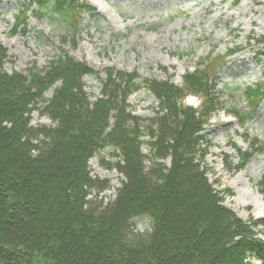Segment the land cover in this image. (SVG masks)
<instances>
[{"label": "trees", "instance_id": "trees-1", "mask_svg": "<svg viewBox=\"0 0 264 264\" xmlns=\"http://www.w3.org/2000/svg\"><path fill=\"white\" fill-rule=\"evenodd\" d=\"M24 4L13 33H28L32 13L50 15L64 29L63 45L77 46L81 17L96 14L81 0ZM257 43L264 56V35ZM7 58L0 45V264H257L254 257L264 264V239L254 225L221 207L210 189L205 195L201 183L194 187L189 176L206 158L203 145L211 142L204 127L220 105L211 61L188 72L183 87L147 80L159 107L146 127L128 104L139 90L136 73L110 71L101 79L102 96L91 103L84 79L98 72L69 53L28 75L3 72ZM187 94L204 99L201 109L182 105ZM246 100L250 112L230 111L241 124L259 110L264 83L248 88ZM35 111L52 124L34 128ZM260 144L255 139L249 152L238 150V170L264 151ZM107 147L117 158L107 165L126 180L105 204L99 196L89 199L91 190L110 187L92 177L89 161ZM140 218L149 227L135 232Z\"/></svg>", "mask_w": 264, "mask_h": 264}, {"label": "rangeland", "instance_id": "rangeland-1", "mask_svg": "<svg viewBox=\"0 0 264 264\" xmlns=\"http://www.w3.org/2000/svg\"><path fill=\"white\" fill-rule=\"evenodd\" d=\"M96 8V14H84L77 46L72 40L63 45V27L50 15L30 14L29 31L13 33L14 26L24 10V0H0V45L7 49L8 58L2 68L28 75L43 72L64 52L77 61L88 64L97 76L84 79L85 92L94 103L102 96L101 79L110 71L136 73L139 90L128 100L130 111L148 121L158 111V101L149 92L147 80H170L179 87L183 78L203 61L212 63V76L217 78L220 105L204 127L203 134L211 144H204L207 155L199 172L191 171L193 186L210 189L219 205L231 211L244 224L254 225L259 238H264V151H259L242 170H238V150L249 152L257 139L264 147V101L256 115L241 124L230 113L237 108L243 114L250 112L246 91L264 83L263 48L257 43L264 35V0H81ZM241 50L229 57L234 50ZM226 64H224V63ZM166 68L164 71L161 68ZM215 80V79H213ZM58 83L55 86L58 87ZM53 90L46 95L51 99ZM182 105L201 109L204 99L187 94ZM41 106V105H40ZM51 121L40 111L33 113L32 126H50ZM143 154L151 165V152ZM112 147L97 153L89 161L91 175L99 181H109L105 191L91 190L90 200L105 204L113 202L121 182L126 177L110 169L107 162H115ZM170 165V160L167 162ZM205 169V170H204ZM204 171V172H202ZM198 191V189L196 190ZM146 218L135 221V232H144L149 226ZM257 264L261 262L252 258Z\"/></svg>", "mask_w": 264, "mask_h": 264}]
</instances>
